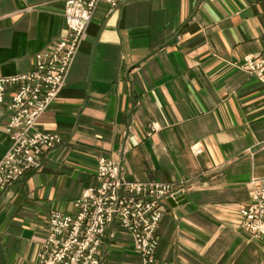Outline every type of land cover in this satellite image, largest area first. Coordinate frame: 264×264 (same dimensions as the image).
<instances>
[{
    "label": "crops",
    "instance_id": "0c3cea01",
    "mask_svg": "<svg viewBox=\"0 0 264 264\" xmlns=\"http://www.w3.org/2000/svg\"><path fill=\"white\" fill-rule=\"evenodd\" d=\"M67 32L63 0H0V77L32 71ZM263 53L264 0L99 2L37 123L63 141L4 192L0 264H39L50 213L98 184L100 156L120 162L128 180L184 188L164 204L154 264H264V239L251 238L240 213L251 177L264 178V84L239 67ZM9 119L4 104L0 160ZM102 264H142L117 223Z\"/></svg>",
    "mask_w": 264,
    "mask_h": 264
},
{
    "label": "built area",
    "instance_id": "2783aa9c",
    "mask_svg": "<svg viewBox=\"0 0 264 264\" xmlns=\"http://www.w3.org/2000/svg\"><path fill=\"white\" fill-rule=\"evenodd\" d=\"M101 1L115 8L130 0H63L67 35L36 54L32 71L0 77V106L7 104L10 110L7 130L11 137L10 148L0 160V207L5 190L41 168L44 155L63 141L58 133L37 129V123L65 86ZM239 67L264 84V53L245 56ZM195 151L201 153L202 148ZM96 176L98 184L85 188L71 210L50 213L39 264H102L105 238L116 223L133 237L142 264H154L164 204L169 198L177 199L184 188L161 181L128 180L121 163L108 156L99 157ZM249 184L253 197L241 209V224L252 239H264V178L252 176Z\"/></svg>",
    "mask_w": 264,
    "mask_h": 264
},
{
    "label": "water",
    "instance_id": "95a60500",
    "mask_svg": "<svg viewBox=\"0 0 264 264\" xmlns=\"http://www.w3.org/2000/svg\"><path fill=\"white\" fill-rule=\"evenodd\" d=\"M181 199H182V197H178L177 199H175V200L171 199L170 201L173 203V202H178V201H180Z\"/></svg>",
    "mask_w": 264,
    "mask_h": 264
}]
</instances>
